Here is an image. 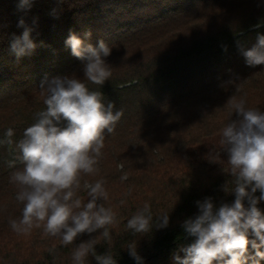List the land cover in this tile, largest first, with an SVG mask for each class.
<instances>
[{
  "label": "trees",
  "instance_id": "obj_1",
  "mask_svg": "<svg viewBox=\"0 0 264 264\" xmlns=\"http://www.w3.org/2000/svg\"><path fill=\"white\" fill-rule=\"evenodd\" d=\"M18 3L0 0V139L12 128L18 142L36 122L45 109L39 85L46 76H74L102 92L123 116L112 134L105 131L98 174L84 177L106 181L105 206L117 216L111 242L101 238L96 252L110 251L117 264H137L127 250L136 243L142 264H176L172 254L195 239L182 224L198 214L196 201L212 197L217 207L234 202V194L222 189L234 187L221 151L222 129L237 118L230 97L264 111V65L248 66L236 43L251 48L257 33L264 34V24L253 27L264 23V0H34L24 11ZM21 18L33 28L36 47L17 57L9 46L24 31ZM89 30L86 44L97 46L103 39L112 49L106 58L112 75L102 86L85 80L82 61L65 44L70 33L83 39ZM16 155L0 146V264H73L76 244L101 230L68 246L42 228L15 232L9 220H19L23 207L10 180L23 167L19 161L9 167ZM123 175L128 178L122 181ZM80 196L87 202L86 192ZM145 203L152 229L133 233L127 221ZM257 207L264 213V201ZM164 213L168 226L157 227ZM249 239H255L251 232ZM249 255H255L251 246ZM85 264L96 261L89 255Z\"/></svg>",
  "mask_w": 264,
  "mask_h": 264
},
{
  "label": "clouds",
  "instance_id": "obj_2",
  "mask_svg": "<svg viewBox=\"0 0 264 264\" xmlns=\"http://www.w3.org/2000/svg\"><path fill=\"white\" fill-rule=\"evenodd\" d=\"M33 2L19 0L17 8L30 10ZM262 24L253 27L259 28ZM18 27L24 31L20 36L13 35L9 47L20 57L36 45L31 38L33 28L23 18ZM91 35L90 30L84 33L83 39L70 33L65 44L82 61L85 80L102 86L112 75L106 62L112 49L103 39L97 46L86 44ZM236 43L248 66L264 65V34L257 33L251 48L239 40ZM222 47L227 51V46ZM39 88L45 109L37 113L36 122L24 130L18 142L13 140L12 128L0 139V146L6 145L18 153L9 167H14L16 161L23 165L10 176L18 189L15 199L23 207L20 219L9 220V224L21 234L42 228L45 235L58 238L63 246L73 244L82 234L91 236L101 230L98 236L76 244L71 254L73 264H85L89 255L96 264H117L110 251L96 252L101 238L111 242L110 228L117 222L113 208L105 206L106 181L90 182L84 177L98 174L105 131L114 132L123 110L114 111V103H106L102 92L90 90L74 76H46ZM229 104L237 118L222 129L221 151L227 154L234 187L229 192L225 184L222 189L234 194L235 199L218 207L212 197L196 201L198 214L182 224L186 235L195 239L172 254L176 264H248L249 259L252 264H259L264 259V252L260 251L264 246V213L257 207L264 201V111L248 107L244 98L230 97ZM127 178V175L121 176L122 181ZM81 191L87 193V202L80 196ZM257 191L259 196L255 195ZM152 221L151 207L145 203L127 221V228L133 233H148ZM168 223V213L157 218V227H167ZM250 232L255 239H249ZM249 246L255 250L254 257L249 255ZM127 250L137 264H142L136 243L129 244ZM181 252L183 257L179 255Z\"/></svg>",
  "mask_w": 264,
  "mask_h": 264
}]
</instances>
